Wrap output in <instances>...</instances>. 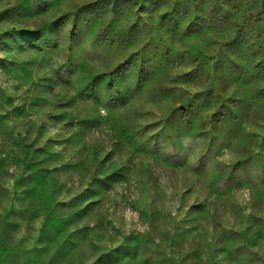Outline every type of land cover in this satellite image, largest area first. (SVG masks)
Returning a JSON list of instances; mask_svg holds the SVG:
<instances>
[{
  "label": "rangeland",
  "instance_id": "374dc122",
  "mask_svg": "<svg viewBox=\"0 0 264 264\" xmlns=\"http://www.w3.org/2000/svg\"><path fill=\"white\" fill-rule=\"evenodd\" d=\"M0 264H264V0H0Z\"/></svg>",
  "mask_w": 264,
  "mask_h": 264
}]
</instances>
